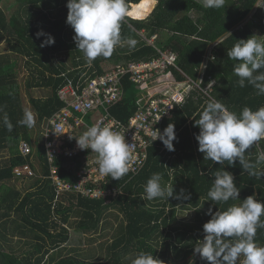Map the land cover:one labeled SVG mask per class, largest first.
<instances>
[{
  "label": "trees",
  "instance_id": "16d2710c",
  "mask_svg": "<svg viewBox=\"0 0 264 264\" xmlns=\"http://www.w3.org/2000/svg\"><path fill=\"white\" fill-rule=\"evenodd\" d=\"M3 1L0 0V44L6 42L7 48L4 52L0 50V106L13 129L9 132L0 122V264H131L130 258L140 251L152 253L161 264H209L193 251L197 240L204 237L203 224L211 218L207 214L209 208L213 212L223 211L249 195L264 201V177L248 175L238 161L230 166L227 162L219 165L204 160L203 153L198 151L195 134L199 128L194 121L207 101L197 91L164 122V128L174 124L177 137L173 141L174 151H168L157 141L149 148L146 166L136 177L127 183L128 174L119 181L109 177L107 184L102 185L106 189L126 183L124 194L115 199L70 192L56 200L45 139L40 134L43 122L64 106L58 90L69 78L90 79L105 74L118 63L147 61L158 56L154 47L141 40L137 32L140 30H145L148 36L156 34L157 46L176 52L178 66L194 79L211 52L214 58L207 64L204 85L210 82V77L214 78L212 94L230 111L239 115L245 106L253 111L264 106V95H257L251 84L246 81L245 87L239 86V78L233 71L236 62L227 56V50L239 39L252 35L264 39V8L256 6L264 4V0H226L221 9H204L198 0H157V4L156 0H126L128 9L132 3L151 11L156 6L145 19L126 17L120 29L123 43L111 57H97L91 66L77 49L74 30L66 23L67 0H14L10 14ZM39 30L51 34L55 43L41 47L46 37L37 38ZM128 39L136 40L135 46H129ZM219 41L222 44L216 43ZM24 67L30 75L23 85L20 78ZM173 70L178 80H185L180 71ZM125 84L126 96L112 109L113 115L123 122L137 110L135 88L128 79ZM23 93L28 95L36 115V127H32L38 135L35 140L33 129L17 124L26 110ZM2 116L0 113V121ZM22 140L33 146L28 156L19 149ZM261 152L264 140L249 148L245 158L255 163ZM3 154L7 156L2 157ZM32 155L39 157V168L45 177L14 178L13 171L18 165L31 161L37 169ZM77 162L78 159L60 155L55 163L62 178L74 181L70 168ZM223 168L233 174L240 199L213 204L207 192L215 172ZM257 170H264V163L257 165ZM154 173L162 175V184L170 182L175 192L186 189L190 199H141L144 185ZM186 212L189 216L178 217ZM110 214L120 221L117 226L109 221ZM109 226L115 229L112 242L94 245L101 231L106 235ZM32 233L37 243L34 251L17 255L9 243L15 236L32 240ZM255 242L264 245V228L257 229ZM103 244H108L105 254L100 251Z\"/></svg>",
  "mask_w": 264,
  "mask_h": 264
},
{
  "label": "clouds",
  "instance_id": "9594fccd",
  "mask_svg": "<svg viewBox=\"0 0 264 264\" xmlns=\"http://www.w3.org/2000/svg\"><path fill=\"white\" fill-rule=\"evenodd\" d=\"M198 2L204 9H221L226 6V0ZM256 6L264 8V4ZM66 7V23L73 28V40L89 66L97 57H111L114 49L123 43L121 24L129 16L126 0H67ZM41 36L46 37L41 42V47L55 43L54 37L43 30L36 33L37 38ZM127 43L129 46H135L137 42L128 39ZM216 43L222 44V41ZM227 56L236 62L233 71L239 78V86L245 87L247 81L256 89L257 95H264V71H260L264 69V39H258L256 35L239 39L227 50ZM0 113H3L0 122L11 132L13 124L3 106H0ZM17 124L27 128L34 127V113L24 110ZM194 126L199 128L195 139L204 160H211L219 165H225L227 162L230 166L238 161L248 175L264 177V170H257V165L264 163V152L258 154L255 163L245 158L249 148L264 140V106L255 111L245 106L238 115L219 100H209L203 106L199 118L195 119ZM70 138H75L80 150L90 149L96 154L98 171L102 175L119 181L128 174L131 148L124 135L109 126L96 123L82 134ZM157 139L168 151H174L173 141L177 139L174 124L169 123L163 132L155 130L152 141ZM239 193L240 189L236 186L233 174L223 168L215 172L207 197L213 204L227 203L230 199H240ZM190 196L186 189L181 188L179 192H175L173 185L162 184V175L154 173L144 185L141 199L188 200ZM207 214L211 218L203 224L204 237L194 245V254H198L209 264H237L238 260L240 264H264V245L255 242L257 229L264 228V220L261 219L264 216V201L249 195L241 200V203L232 204L223 211L219 209L213 212L212 208H209ZM130 259L131 264L162 262L154 258L152 253L144 251L138 252Z\"/></svg>",
  "mask_w": 264,
  "mask_h": 264
},
{
  "label": "built area",
  "instance_id": "2783aa9c",
  "mask_svg": "<svg viewBox=\"0 0 264 264\" xmlns=\"http://www.w3.org/2000/svg\"><path fill=\"white\" fill-rule=\"evenodd\" d=\"M137 32L141 40L157 50L156 58L118 63L105 74L85 80L81 78L76 82L69 81L58 90V97L64 106L43 122L41 133L45 139L46 155L51 169L49 177L55 186L56 200L70 192L90 198L114 199L124 194L125 184L146 166L149 148L160 141H152L153 132H163L164 122L173 116L175 108L184 104L194 91L206 101L215 100L212 94L213 79L210 77L211 82L204 85L207 64L214 58L211 52L198 69L197 79H193L178 66L176 52L171 49L164 50L156 45V34L148 36L143 30ZM173 68L180 71L186 79L177 80ZM126 79L138 90L139 96L135 101L136 112L127 122H123L113 115L112 109L127 94ZM96 123L109 126L124 135L125 141L130 144V176L123 185L104 189L102 185L107 184L109 177L98 171L96 154L90 149L80 150L75 138H70L82 134ZM32 147L27 140L20 142V151L24 156L32 153ZM60 155L78 159L79 162L73 163L70 168L75 177L74 181L61 177L59 166L55 163ZM32 156L33 160H37L36 156ZM36 165L39 166L37 162ZM14 174L16 178L22 179L38 176L31 162L16 166ZM42 176L45 177V174Z\"/></svg>",
  "mask_w": 264,
  "mask_h": 264
},
{
  "label": "crops",
  "instance_id": "0c3cea01",
  "mask_svg": "<svg viewBox=\"0 0 264 264\" xmlns=\"http://www.w3.org/2000/svg\"><path fill=\"white\" fill-rule=\"evenodd\" d=\"M142 2V1H141ZM140 3V2H139ZM133 4H137V3H132V7H133ZM156 4H157V0H156ZM156 6V5H155ZM155 6H154V8H155ZM131 7V8H132ZM130 8V9H131ZM142 8V7H141ZM154 8H153V10H154ZM129 9V10H130ZM153 10L145 17V18H147V17H149L150 16V14L153 12ZM145 18H142V19H145ZM142 19H138V20H142ZM143 31H145V30H143ZM145 33L147 34V32L145 31ZM2 51V50H1ZM4 52V51H3ZM201 67H202V65H201ZM200 67V68H201ZM199 68V69H200ZM197 71H198V69H197ZM199 73V72H198ZM176 76V75H175ZM191 77V76H190ZM198 77V76H197ZM81 79V78H80ZM80 79H74V78H69L68 79V81H67V83L66 84H68V82L69 81H74V82H76V81H78V80H80ZM186 79V78H185ZM194 79V78H193ZM197 79V78H196ZM213 79V81H214V86H215V84H216V81H215V79L214 78H212ZM178 80V79H177ZM179 81H183V80H179ZM210 82H211V80H210ZM65 84V85H66ZM65 85H63V86H65ZM62 86V87H63ZM135 90V89H134ZM133 93H135V97L137 98L138 96H139V92H138V90H136L135 92H133ZM40 135H42V134H40ZM38 135H36L35 137H37ZM33 140V139H32ZM37 157V156H36ZM36 160V159H35ZM36 162H37V164L38 165H40V160H39V157H37V160H36ZM36 169V168H35ZM37 172H38V176H35V177H43L42 176V174H44L41 170H40V168H39V166H37ZM31 178H33V177H31ZM16 179H18V178H16ZM30 178H27V179H22L21 178V180H29ZM165 185H171V183L170 182H165L164 183ZM181 216H184L183 214H178V217H180L181 218ZM189 216V215H188ZM116 216H114V218H115ZM113 224H115V226H117V223H115V222H113ZM110 227V229H109V231L107 230V233H109V232H112L111 233V237L113 236V232L115 231V229L113 230L112 228H111V226H109ZM102 233L100 234V235H98L97 237H99V239L96 241V242H94V245H96V246H98L101 242H103V243H105L103 240H102V238H104V236H105V232H103V231H101ZM32 236H33V233H32ZM35 236V235H34ZM34 236H33V238H32V240H30L28 237H26V238H21V237H19V236H15V238H14V240L15 241H12L11 243H9L11 246H13V247H15V248H13V247H11L12 249H13V251H15V253L17 254V255H19V256H21V255H24L27 251H34L33 250V248L35 247V245L37 244L36 242H35V239H34ZM112 239H113V237H112ZM112 239H110V242L109 243H111L112 242ZM106 241V240H105ZM18 246V247H17ZM107 246H108V244L107 245H105V244H103L102 245V248H100L101 250V252L103 251L104 252V254H105V251H106V248H107ZM99 248V247H98ZM8 250H10V249H8ZM17 250H19V252H17Z\"/></svg>",
  "mask_w": 264,
  "mask_h": 264
},
{
  "label": "rangeland",
  "instance_id": "374dc122",
  "mask_svg": "<svg viewBox=\"0 0 264 264\" xmlns=\"http://www.w3.org/2000/svg\"><path fill=\"white\" fill-rule=\"evenodd\" d=\"M14 2V0H4L3 2H2V5H3V7L5 8V10L7 11V13L8 14H10V12H13V8L11 7V5H12V3ZM142 7V9H146V7H144V6H141ZM6 48H7V43L6 42H2L1 44H0V50H2V51H5L6 50ZM27 75H30V71L26 68V67H24L23 68V70L21 71V78H20V83L21 84H23L24 83V80H25V78H26V76ZM24 85V84H23ZM134 91H136V89L134 90ZM37 92H39V91H37ZM24 95V98H23V106H25V109H27V110H31L32 111V109H31V106H30V102H29V98H28V95H26V93H23ZM33 112V111H32ZM34 113V112H33ZM35 115V114H34ZM35 118H36V115H35ZM36 127V126H35ZM31 129H33V128H31ZM33 133H32V135H33V139L35 140V136H36V132H35V130L33 129V131H32ZM5 156H7V154H3L2 155V157H5ZM1 157V156H0ZM189 212V211H188ZM188 212H186V213H183V215L184 214H187ZM116 214V213H115ZM189 214V213H188ZM188 214L187 215H184V216H181V217H185V216H188ZM118 215V214H117ZM120 215V214H119ZM109 221H111V222H115V223H117V222H120V221H115V219H114V216L112 215V214H110V216H109ZM118 224V223H117ZM111 233L112 232H109V233H106V235L104 236V238H102V240L105 242V240H108V242H110V239H112V237H111ZM84 237H86V238H88L89 237V235H84ZM15 241V240H14ZM13 247V246H12ZM18 247V246H17ZM13 248H15V247H13ZM17 252H19V250H17Z\"/></svg>",
  "mask_w": 264,
  "mask_h": 264
},
{
  "label": "bare ground",
  "instance_id": "6f19581e",
  "mask_svg": "<svg viewBox=\"0 0 264 264\" xmlns=\"http://www.w3.org/2000/svg\"><path fill=\"white\" fill-rule=\"evenodd\" d=\"M151 12V8L142 9L141 6L133 4V7L129 10V16L135 19L145 18Z\"/></svg>",
  "mask_w": 264,
  "mask_h": 264
}]
</instances>
